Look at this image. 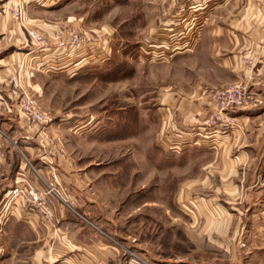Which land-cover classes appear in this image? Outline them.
<instances>
[{
	"label": "rangeland",
	"instance_id": "rangeland-1",
	"mask_svg": "<svg viewBox=\"0 0 264 264\" xmlns=\"http://www.w3.org/2000/svg\"><path fill=\"white\" fill-rule=\"evenodd\" d=\"M189 6L174 0H61L52 6L51 16L64 22L81 19L75 26L84 36V30L91 35L94 29H110L114 56L75 77L72 65L67 74L39 78L43 93L29 95L47 121L31 124L16 111L32 135L41 136L33 142L47 149L54 146L56 155L50 153L52 160L27 157L19 138L0 119L9 138L0 167L12 159L6 155L13 143L23 152H18L19 159L24 156L34 168L46 161L56 164L61 178L57 189L69 206L73 203L70 208L91 225L111 232L129 253L150 262L264 264V185L250 184V178L246 184H225L232 175L222 172L220 179L221 171L213 168L219 147L210 141L218 133L232 141L241 127L238 112L263 106L261 98L243 82V71L234 79L216 67L209 47L193 40L198 23L188 25L195 19L187 12ZM186 28L191 36L185 35ZM243 57L246 65L241 64ZM239 64L247 70L254 67L245 54ZM233 83L241 84L248 103L225 115L236 120L230 131L212 116L211 105L212 96ZM202 89L211 96L203 124L175 125L170 133L157 113L161 97ZM199 134L201 138L187 141L189 135ZM177 193L181 200L175 206ZM4 200L0 196V208Z\"/></svg>",
	"mask_w": 264,
	"mask_h": 264
},
{
	"label": "crops",
	"instance_id": "crops-1",
	"mask_svg": "<svg viewBox=\"0 0 264 264\" xmlns=\"http://www.w3.org/2000/svg\"><path fill=\"white\" fill-rule=\"evenodd\" d=\"M60 1L0 0V119L7 122L8 130L19 138L21 150L31 159L52 160L49 155L55 156L56 150L54 146L47 149L33 142V137L39 139L41 136H33L32 128L25 127L16 111L18 98L24 94L40 96L43 86L39 78L67 74L71 69H75L71 71V76L75 77L98 61L109 62L114 51L113 32L106 27L94 29L91 35L84 30L92 45V55L70 57L63 52L49 54L35 50L28 36L30 32L53 43L55 31L61 25L71 21L74 25L81 23V19L64 22L60 16H51L54 12L51 11L52 6H57ZM205 8L204 4L187 8L188 14H195L194 18L198 21L194 19L188 24L198 23L194 27L197 34L193 40L205 48L209 47L208 56L214 60L216 67L229 71L234 79L243 71V82L259 94L263 105L238 112L241 127L233 132L232 141L223 133L213 135L210 141L219 147L213 168L221 171L220 179L224 178L222 172L232 175L224 179L225 184H246L250 178V184L264 185V0H214L211 7L206 8L207 11ZM200 15L204 17L199 18ZM182 18L180 16L179 21H183ZM169 22L167 20L166 24L169 25ZM185 32V35L191 36L187 28ZM125 48L126 45L122 50ZM243 54L253 60L254 67L250 70L243 69L239 64ZM72 65L73 68L68 70ZM210 102L211 96L206 89L187 91L185 96L164 95L157 113L161 120H166L168 131L173 133L175 125H202L203 118L210 111ZM200 136L189 135L190 140L187 141L192 142ZM13 144V150H8L6 155L7 159H12L10 162L5 159L0 167V196L4 198L12 187L10 184L19 178L23 177L41 189L50 174L57 175L59 172L58 166L51 161L43 162L44 166L37 168L24 156L22 161L18 152L21 155L23 152L17 143ZM26 164L32 171L29 176ZM260 170L262 174H259ZM59 177L58 180L61 179ZM61 182L67 184L64 179ZM178 200H181V195L177 193L174 205ZM218 211L219 215H225V212ZM49 213L50 218L46 221L30 214L28 219L18 216L5 219L0 208V264H169L170 259L155 263L136 253H129L122 244L113 240L111 232L91 225L81 214H73L58 204Z\"/></svg>",
	"mask_w": 264,
	"mask_h": 264
},
{
	"label": "built area",
	"instance_id": "built-area-1",
	"mask_svg": "<svg viewBox=\"0 0 264 264\" xmlns=\"http://www.w3.org/2000/svg\"><path fill=\"white\" fill-rule=\"evenodd\" d=\"M180 6L185 7L187 4L191 6L201 5L208 6V0H174ZM31 42L37 51L47 52L49 54H56L63 52L65 56H80L86 54L87 50H91L92 45L85 39L83 31L73 24H63L55 31L53 43H49L45 38L33 32L28 34ZM246 58L241 59V64L246 65ZM247 96L240 83H233L225 86L222 90H218L212 96V116L217 121H220L225 129L233 130L236 120L233 117L225 116L229 111H235L246 105ZM17 109L25 116L31 124L45 123L47 120L45 114L39 108L37 102L29 94L20 96L17 100ZM215 124V123H214ZM9 143V138L0 128V158H2L3 151ZM60 186L56 174H50L45 188L38 189L33 186L25 178H19L15 181L13 188H11L4 200L2 211L4 218H15L18 216L20 219L29 218L32 216H39L40 220H47L50 218V209L58 204L60 207L69 209L72 206L67 204L57 187ZM15 210L17 212L15 213ZM75 212L74 210H72ZM76 213V212H75Z\"/></svg>",
	"mask_w": 264,
	"mask_h": 264
},
{
	"label": "trees",
	"instance_id": "trees-1",
	"mask_svg": "<svg viewBox=\"0 0 264 264\" xmlns=\"http://www.w3.org/2000/svg\"><path fill=\"white\" fill-rule=\"evenodd\" d=\"M112 56H114V51H113V53H112ZM112 58V57H111ZM111 60V59H110ZM104 63H108V62H104Z\"/></svg>",
	"mask_w": 264,
	"mask_h": 264
}]
</instances>
